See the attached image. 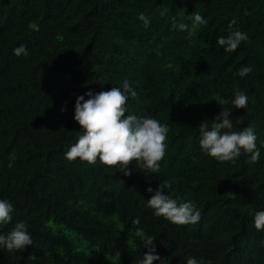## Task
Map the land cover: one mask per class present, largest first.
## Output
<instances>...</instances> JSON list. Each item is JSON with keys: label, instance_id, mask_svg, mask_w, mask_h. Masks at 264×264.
Returning a JSON list of instances; mask_svg holds the SVG:
<instances>
[{"label": "trees", "instance_id": "1", "mask_svg": "<svg viewBox=\"0 0 264 264\" xmlns=\"http://www.w3.org/2000/svg\"><path fill=\"white\" fill-rule=\"evenodd\" d=\"M194 12L207 23L191 35L173 27L191 29ZM232 21L248 38L229 53L218 38ZM20 45L27 55H14ZM244 66L252 71L240 77ZM125 80L136 92L126 114L168 127L159 172L135 160L130 176L99 159L67 160L84 131L77 97ZM236 89L247 109L232 105ZM223 109L234 127L222 133L255 130L257 163L243 152L219 162L201 149L199 124ZM162 181L178 204L194 203L197 223L155 216L147 189ZM0 199L13 206L0 235L24 222L33 240L23 251L0 248V264H140L147 249L138 237L128 245L132 227L156 237L167 264H264V229L254 225L264 211V0H0Z\"/></svg>", "mask_w": 264, "mask_h": 264}, {"label": "clouds", "instance_id": "2", "mask_svg": "<svg viewBox=\"0 0 264 264\" xmlns=\"http://www.w3.org/2000/svg\"><path fill=\"white\" fill-rule=\"evenodd\" d=\"M161 15H164L162 12ZM138 18L143 21L144 27L150 26L147 17L140 13ZM175 19V18H174ZM192 21L191 29L186 23L173 24L180 30H188L190 35L201 24L207 21L194 12L189 15ZM235 21L229 24V34L227 37H219V45L224 47L226 52H234L241 42L247 40V33L240 30H231ZM29 28L38 31V25L30 23ZM14 55H27L28 51L24 45L13 50ZM252 71L251 67H241L238 75L244 77ZM85 95L88 99H85ZM85 95L77 97L75 102L74 119L82 126L84 131L78 142L73 144L65 153V158L74 161L79 158L83 162L94 165L99 161L108 167H119V171L125 176L132 174V161H137L136 167L150 170L151 173L159 172V162L164 158L166 152V138L168 133L167 125H162L158 120L148 117L138 118L135 115H128L126 104L129 96L135 97L136 92L131 88L129 81L125 80L123 86L113 87L109 91L94 93L88 91ZM219 105L223 106L227 101L219 95L214 98ZM236 109H247L248 98L246 94L236 89L235 98L231 101ZM62 108L61 111H65ZM231 111L222 110L212 120L211 126L206 121L199 124L201 135L200 147L204 153L219 162H233L241 156L242 152L249 154L248 163H257L260 152L256 147L255 130L245 127L242 131H224L233 129V120L230 119ZM238 123L239 120H236ZM211 127V130H209ZM15 155L10 154V160H14ZM9 167L12 164L9 163ZM171 184L162 181L157 189L149 187L148 192L154 195L148 199V207L154 210L157 217H164L176 225H186L197 223L200 219V212L195 209L192 201L184 203L177 202L176 199L165 194V190L171 189ZM13 206L7 200L0 199V224L9 223L12 220L10 213ZM139 218H135L132 225H139ZM254 225L257 230L264 229V211H259L254 216ZM123 231V230H121ZM141 239L143 249V259L140 264H154V261L161 260V264H167L166 260L156 254L157 249L153 236H146L144 229L135 227L129 230L128 245L131 246L132 239ZM33 240L26 229L24 222H17L14 228L5 236L0 235V248L8 252L23 251L26 246L32 245ZM165 247L167 244L165 243ZM187 264H198L195 258H187Z\"/></svg>", "mask_w": 264, "mask_h": 264}]
</instances>
